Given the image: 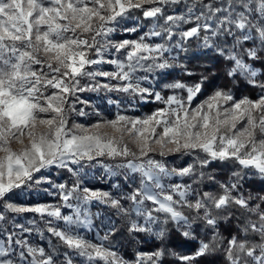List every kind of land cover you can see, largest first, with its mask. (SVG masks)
Instances as JSON below:
<instances>
[{
    "label": "snow or ice",
    "instance_id": "snow-or-ice-1",
    "mask_svg": "<svg viewBox=\"0 0 264 264\" xmlns=\"http://www.w3.org/2000/svg\"><path fill=\"white\" fill-rule=\"evenodd\" d=\"M136 10L149 20L147 30L136 38L112 39ZM140 27L123 31L138 33ZM190 40L229 61L227 74L260 88V96L237 99L230 91L216 90L194 106L203 84L182 81L163 88L186 95H162L151 74L175 67L177 53L186 52ZM249 60H264V0H0V264H60L54 247L46 251L25 236L44 238L45 230L86 264H163V249L124 261L103 243L74 231L91 230L88 206L93 203L116 209L129 221L128 231L136 233H153V225L171 222L183 237L195 239L193 223L201 220L211 238L201 240L193 254L179 256L181 264H200L217 250L222 237L213 212L230 216L235 206L250 215L241 229L245 238L233 236L227 243L228 264H264V208L251 205V197L239 192L245 176L264 178V77L257 79L260 74ZM102 90L126 94L133 107L150 100L162 107L144 116L117 111L111 119L97 110L96 122L69 125L71 113L88 114L76 108L89 103L79 94ZM108 103L121 106L111 98ZM172 153L192 156L193 163L170 169L154 155ZM104 159H119L116 169L123 171ZM214 161H234L248 171L234 172L236 179L221 184L218 196L205 192L190 199V185L164 183L174 176L195 182ZM98 165L109 176L122 174L137 186L119 195L81 187L83 170ZM51 168L65 169L75 179L71 185L53 183L43 175ZM43 183L56 190L49 195L58 196L61 204L14 202L17 190L23 193ZM185 207L197 216L185 215ZM62 208L72 214L65 215ZM29 213L44 227L36 219L29 226L16 222ZM250 233L258 240L247 239ZM155 235L163 238L164 228ZM63 255L64 264H73L69 253Z\"/></svg>",
    "mask_w": 264,
    "mask_h": 264
},
{
    "label": "trees",
    "instance_id": "trees-1",
    "mask_svg": "<svg viewBox=\"0 0 264 264\" xmlns=\"http://www.w3.org/2000/svg\"><path fill=\"white\" fill-rule=\"evenodd\" d=\"M137 17L139 19H137ZM149 23V20L144 19L141 12L136 10L134 17L124 21L122 25L123 27L121 28H128L131 25L139 24L141 25L139 32H144L147 30ZM184 27H191V25H185ZM126 34L128 36L129 33L126 32ZM132 34L134 35L135 33ZM114 36L116 37V40H122L125 34L119 32ZM186 48L188 49L186 52L177 53L175 67L163 74H151V77L154 78V86L156 90L161 91L162 95H186L184 93H173L172 90L163 88V85L166 83L182 81L187 84H203L202 91L195 98L193 104L203 102L216 90L230 91L237 99L245 96L251 99H257L260 96V88L253 87L243 77H230L227 74L228 69L231 67L229 61L211 53L210 50L201 48L199 43L191 40L187 43ZM248 62L258 70L260 75L257 79L264 77V60H249ZM188 72L192 73V75H187ZM88 94L91 98L94 96V98L97 99H104V103H107L109 113H113L114 110L125 109L127 114L131 116H142L155 111L158 107H162V105L154 100H150L147 103L137 102L133 107L129 104L131 98L123 93H105L104 91H100L99 93L88 92ZM108 96L120 103L121 106L119 109H117L115 104H109L107 102ZM171 158L178 168L187 166L193 163L194 160L192 156L184 155L182 153H177ZM236 171H241L243 173L248 170H242L234 161H214L208 166V168L203 169V178L193 182L192 178L185 177L183 182L190 185L192 189L189 198L191 199L194 196H202L205 192L212 193L214 196L220 195L222 193L220 185L233 182L236 179L233 176V173ZM129 179L130 178H126L124 175L121 176L120 180L118 179L121 186V191H118V195L130 193L134 189ZM239 192L245 197H251L249 201L251 205L261 204V207L264 208V200L261 199L264 197V178H261L258 174L245 176L244 179L240 181ZM235 194L236 193H234V195ZM121 202L125 207H129L131 204V202L127 200H122ZM110 210L113 221L112 229L114 228L115 232L110 235L104 243L107 248L116 252L124 261H134L138 253L147 254L163 249L165 252L163 264H181L178 259L179 256L193 254L198 248L201 240H210L211 238V229L207 228L199 219L195 220L193 223L195 239H186L183 237L180 234V231H178L175 225L171 222L163 224L165 230L163 238L153 236L150 233L130 232L128 231L129 221L121 215H118L116 209L110 208ZM183 212L190 218L197 216L195 210L188 209L187 207L183 209ZM230 213L229 216L228 213L213 212L218 218V232L219 236L222 237V242L214 253L201 258L200 264H228L225 255V248L228 241L233 236H236L239 239L245 238L241 229L250 214L235 206L231 208ZM159 215L163 220V214ZM225 216H228V218L225 219ZM251 219L255 220L256 217L252 216ZM35 238L41 241L40 244L46 251H49L54 247L60 264H64L63 254L66 252L69 253L76 264H86L83 257H79L72 253L71 250L66 248L59 240L55 237H51L46 230L44 232V238H41L39 235H36ZM247 239L258 240V237L250 233L247 236Z\"/></svg>",
    "mask_w": 264,
    "mask_h": 264
},
{
    "label": "rangeland",
    "instance_id": "rangeland-1",
    "mask_svg": "<svg viewBox=\"0 0 264 264\" xmlns=\"http://www.w3.org/2000/svg\"><path fill=\"white\" fill-rule=\"evenodd\" d=\"M146 6H148V5H146ZM133 26H136V24L131 25L130 27H133ZM119 32H122L123 34H125L123 39H125V38H128V39L136 38V36H138L140 33H142V32H138V33H135L133 35L132 33L128 32L129 34L127 36L126 32L123 31L122 28H120L117 30V32L114 35H116ZM114 35L112 38L116 40V37ZM113 58H115V57H113ZM103 67L106 70H111L110 65H104ZM79 95L81 96L82 99L89 101V103L87 105H82V104L77 103L76 108L77 109L83 108V110L88 114L86 116H79L75 112L71 113L70 119H69V125H71L72 123H81V124H84L87 126V125H90L91 123L96 122V120L98 118L94 115V112L97 110L102 112L104 114V116H106L110 119L114 118L117 111H121L122 114L129 115V114H127L125 109L114 110L113 113H109V110L107 108V103H104V99H97V98H94V96H92V98H91L90 95L88 94V92L80 93ZM87 96L90 99H88ZM109 98H111V97L108 96V100H109ZM112 100H114V99H112ZM193 105L195 106L196 104H193ZM151 113H149V114H151ZM144 115H147V114H144ZM144 115H142V116H144ZM158 131H159V129H158ZM18 147H19V145L13 144L14 149L18 148ZM129 147L132 150H135L134 145L129 144ZM175 154H177V153L167 154L163 157L158 155V154H154V155H155V159L163 161L166 164V166L171 169V168H178L174 164L173 159L171 158ZM120 162L121 161L119 159H104L103 160L104 164L111 166L117 172L123 171L120 169H116V165ZM182 167H185V166H182ZM37 175H39V174H37ZM43 175L46 176L49 180H51L53 183H56V184L68 183L69 185H71V183L75 179L65 169L51 168V169L47 170L46 172H44ZM82 176L84 178L82 180L81 187H88V188L93 189V190L110 191L114 195H118V191H121L120 190L121 186L119 184V180H120L122 175L109 176L107 174V172L104 170V168L99 166V165L96 167H86L82 172ZM183 179L181 180V178L174 176L171 180L166 179L164 181V183L165 184L184 183ZM138 180H139V178L137 176V183H138ZM129 181H130L132 187L135 188L137 186V184L132 183L131 179H129ZM116 185H118L119 187L117 188ZM55 191L56 190L54 188H51V186L49 184L43 183V184L34 186L31 189H28L26 192H23V193L20 192L19 190H17V193L13 197V200L15 203L25 205V206H33L36 204H57L58 205V204L62 203L60 201L59 197L55 196V195H49V192H55ZM88 207H89L90 212L92 214V228H91V230H88L85 228H78V229L74 228V231L79 232L86 239L90 240L93 243H97V244L103 243L105 246V243H104L105 240H103L102 238L104 237V235L106 233H108L112 229V226H113V221H112V217L110 214L111 210H110V208H108L104 205H99L96 203H93L92 205H90ZM62 212L65 215H71L72 209L62 208ZM31 219H36L38 222V226L41 228L44 227L43 222L40 221L39 217L34 216V214H30V213L17 216L16 222L23 223V224H25V226H29L28 221ZM135 219H137L138 222L143 223V218H135ZM160 219H161V217H160ZM58 226L63 227L62 222H58ZM160 228H163L162 223H158V224L153 225V233H150V234L153 236H156L155 232L158 231ZM36 235H37L36 233H33L31 236H28L27 234H25L26 238L29 240L30 243L42 246L40 244L41 241L39 239L35 238ZM147 254H151V253H147ZM73 264H76V262L73 261Z\"/></svg>",
    "mask_w": 264,
    "mask_h": 264
}]
</instances>
